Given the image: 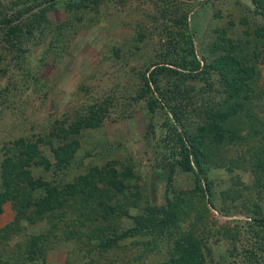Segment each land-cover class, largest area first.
Masks as SVG:
<instances>
[{
  "label": "rangeland",
  "instance_id": "1",
  "mask_svg": "<svg viewBox=\"0 0 264 264\" xmlns=\"http://www.w3.org/2000/svg\"><path fill=\"white\" fill-rule=\"evenodd\" d=\"M69 3L47 4L45 17L39 23L32 20L29 32L22 25L16 45L2 40L0 28V159L1 145L16 136L34 138L51 127L67 126L76 116H97L96 125L71 134L78 144L66 168L55 174L31 166L33 174L63 184L91 166H113L118 173H127L123 191L104 188L118 209L138 213L147 204H162L167 192L173 200H183V210L165 233H135L104 247L86 238V226L77 225L68 235L59 227L44 259L15 264H174L170 261L173 241L182 231H191L201 243L200 264H264V223L254 219L264 216V168L256 167L264 153V42L251 35L262 22L251 1ZM44 4L42 0H0V17L22 11L15 19L19 20L31 11L38 13ZM186 31L191 43H183ZM221 37L238 43L254 64L253 91L236 116L243 138L208 148L205 172L199 177L209 190L202 194L191 172L170 164L179 158L177 135L194 131L202 109L215 106L224 93L215 71L205 76L170 62L191 58L189 44L197 59L210 60L219 52L213 45ZM253 47L256 53L259 50L256 57ZM152 62L177 70L158 73L157 88L151 83L136 98L141 73ZM153 97V107L148 108L147 100ZM253 115L257 118L249 127ZM40 147L48 153L47 145ZM13 216L10 203L4 202L0 229ZM98 224H104L110 234L118 233L132 224V218L119 213ZM21 226L22 231L0 242V249L5 244L8 252L24 234L43 231L47 222L43 218Z\"/></svg>",
  "mask_w": 264,
  "mask_h": 264
},
{
  "label": "trees",
  "instance_id": "2",
  "mask_svg": "<svg viewBox=\"0 0 264 264\" xmlns=\"http://www.w3.org/2000/svg\"><path fill=\"white\" fill-rule=\"evenodd\" d=\"M54 0H42L45 4L38 8V13L31 11L24 17L15 20L23 12L15 15H1V38L10 45H16L20 39L21 27L26 26L29 32L32 20L39 23L45 17V10ZM71 1V3H69ZM92 0H66V3L88 6ZM253 11L259 15L262 22L255 26L251 35L264 42V0H250ZM27 11V9H24ZM29 18L28 21L25 19ZM15 20V21H14ZM36 20V21H35ZM183 43H191L190 34L186 31ZM228 41L227 42L225 41ZM218 47L219 52L208 60L205 56L197 59L193 55V49L189 44L192 57L172 60L170 64L198 71L207 76L210 72H216L220 78L223 99L215 106L202 109L201 122L195 130H185L178 134L180 141L179 158L172 167L177 164L183 171L193 174L195 187L203 194L209 190L206 183H201L199 174L205 172L208 148L213 145H224L243 136L239 132V124H236V116L245 109L246 103L251 98L253 91L254 64L249 63L242 47L238 43L231 42L229 37H221ZM262 48V47H261ZM253 57L259 55L255 47L251 49ZM150 69L146 68L141 73V84L136 98L144 95L149 90L150 84L157 88L156 75L162 71L176 72V68L159 62H152ZM188 71V72H189ZM154 98V97H153ZM154 99H148V108L153 107ZM248 105V103H247ZM89 113L95 114L88 108ZM247 116H250L247 113ZM254 116V115H253ZM249 127H252L253 121ZM99 122V117L92 115H79L70 121L67 126L51 127L49 132L36 135L34 138L16 136L1 145L2 157L0 159V212L4 202L8 201L13 209V220L0 229V242L10 239L11 233L22 231L21 224L37 222L46 218L47 227L36 233H26L19 242L16 240L14 247L6 252L5 244L0 249V262L23 263L33 262L38 258L44 259V253L51 245L54 232L57 228L67 234L74 227L86 226L84 235L87 239H95L97 246H110L117 239L141 232L165 233V229L172 227L179 220L182 213V198L173 200L165 194L164 202L160 205L147 204L138 213L129 214L126 209H118L116 203L111 201V193L104 191L109 187L115 193L125 188L124 178L127 173H118L113 166H91L83 173H79L69 182L57 184L54 180L45 179L41 174H33L31 166L41 167L42 170H50L57 173L66 168L73 157L78 144L77 139L71 134L78 132L80 127L93 126ZM257 129H252L255 132ZM57 139L65 141L57 142ZM56 140V142H55ZM55 142V144H54ZM41 145H47L48 153L44 152ZM264 152V146H263ZM257 169L264 168V153L256 163ZM169 172H171L169 170ZM204 184V185H203ZM123 213L132 218V224L118 233L105 230L104 224H98L99 220H109L112 216ZM258 224L264 223V216H256ZM21 222V223H20ZM111 228V227H110ZM76 230V229H75ZM111 230H114L111 228ZM12 234V235H13ZM68 235V234H67ZM201 243L191 231H182L173 241L171 262L174 264H200L203 253L199 250ZM4 248V249H3ZM174 252V253H173ZM159 264H166L161 262Z\"/></svg>",
  "mask_w": 264,
  "mask_h": 264
}]
</instances>
